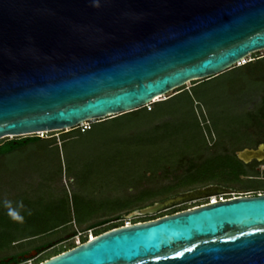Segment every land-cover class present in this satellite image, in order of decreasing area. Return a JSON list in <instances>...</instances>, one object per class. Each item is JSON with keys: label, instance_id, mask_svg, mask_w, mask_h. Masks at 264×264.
Returning <instances> with one entry per match:
<instances>
[{"label": "water", "instance_id": "obj_1", "mask_svg": "<svg viewBox=\"0 0 264 264\" xmlns=\"http://www.w3.org/2000/svg\"><path fill=\"white\" fill-rule=\"evenodd\" d=\"M260 50L264 0H0V139L136 110ZM223 191L195 187L125 217ZM37 264H264V195L114 227Z\"/></svg>", "mask_w": 264, "mask_h": 264}, {"label": "rangeland", "instance_id": "obj_2", "mask_svg": "<svg viewBox=\"0 0 264 264\" xmlns=\"http://www.w3.org/2000/svg\"><path fill=\"white\" fill-rule=\"evenodd\" d=\"M261 56H264L263 50L251 53L247 59ZM259 66L264 63L253 62L209 77L199 84L200 81H190L182 85L185 91L174 92L173 89L156 98L155 101L169 97L154 106V113L161 118L152 123L167 121L168 125L147 143L142 140L140 126L143 117L139 115L133 128L129 127L127 118L118 117L96 123L85 134L64 141L61 137H67L64 132L70 129L52 131L49 136H43H53L57 148L43 150L28 146L0 155V226L19 223L7 215L5 200L11 201L13 208L22 201L24 208L20 209V214L24 219L34 218L41 226L53 225L52 206L67 210L73 219L71 229L68 225L20 246L15 244L0 255L31 248L69 229L80 231L88 223L75 226L74 222L91 213L96 216L104 214L110 207L107 201L114 197L113 193L125 195L133 192L132 188L126 187L140 180L144 167L151 169L161 161L176 164L179 154L184 152L208 156L211 153L207 144L211 141H215L217 147L242 144L243 124L248 120L244 110L264 96V73L256 71ZM146 105L151 107L150 103ZM92 122L96 121L85 123ZM76 127L80 129L81 124ZM11 138L15 137H6ZM166 173L169 177L173 175ZM157 174L158 177L141 182L140 187L165 183L162 173L158 171ZM84 200L89 204L87 210L79 205ZM90 209L94 211L89 213ZM119 214L127 218L126 211ZM84 232L81 231L86 234ZM10 233L19 236L21 231ZM62 236L66 238L68 235L63 233ZM72 240L79 244L78 235Z\"/></svg>", "mask_w": 264, "mask_h": 264}, {"label": "trees", "instance_id": "obj_3", "mask_svg": "<svg viewBox=\"0 0 264 264\" xmlns=\"http://www.w3.org/2000/svg\"><path fill=\"white\" fill-rule=\"evenodd\" d=\"M260 61L264 63V60H248L240 65H235L234 67L226 71L233 70L239 67L249 65L253 62H260ZM256 71L257 73L260 72L264 73V66L257 67ZM208 79L209 78L202 80H195L192 82L194 83L196 81L197 82L200 81L197 83L199 84ZM182 88L183 86L180 88H176L174 89V92H177L179 90L185 91ZM168 98L169 97L150 103L151 107L149 105H146L136 110H132L130 112H125L104 120L89 123L88 128L83 130L78 129V127L72 128L64 132L68 136L61 137V141L71 138L75 135L85 134L86 132L90 131L92 129V126L96 123H100L109 119H115L118 117L127 118L129 120L128 121L129 127L133 128L135 124H137L136 117L140 115L143 117V123L140 126L143 134L142 140L144 141V143H147L153 137L158 135L159 131L165 129V127L168 125L167 121L152 123L154 120L161 118L158 117L159 114L154 113V106L158 103L165 101ZM257 104L264 105V96L260 98ZM146 107L148 108L146 109ZM130 129L131 128H129V130ZM51 133L52 132L46 133L45 135L49 136ZM28 146H32L35 148L36 147L42 148L43 150L49 149L50 147L53 146L57 148L53 136L39 137L37 135L32 134L27 136H19L11 139H6V138L0 139V155L7 154L18 149L20 150ZM230 167H231V158L228 157V155L225 154L220 155L216 152L208 156H203L202 153L186 154L184 152L179 154L176 164L174 163L170 165L164 161H161L160 163H158V165L154 166L151 169L144 167L141 171L140 180H138L136 184H131L126 187V188H132L133 192H128L126 194L124 193L125 195L123 194L120 195V193L115 192V194L113 193L112 195L114 197L110 198L107 201L110 207L109 209H106L104 211V214L96 216L94 213H91V211L93 212L94 210L90 209L89 213L91 214H89L84 218H80L78 221H75L74 222L75 226H81L85 223H88L80 231L70 230L72 228L71 221L73 219H71L68 216V213H66L67 210L63 209L62 211H64V213H61L62 211L58 208V206H52L50 208L51 215L53 216V220H54L53 225H51L50 227L39 225L34 218L24 219L23 223L14 224L11 226L5 225L4 227H2L3 224H1L2 226H0V252L8 251L15 244H19L18 246H20V244L33 241L37 237H41L45 234H51V232H54L55 230L60 228H64L65 226L69 225L71 227L68 231L63 232L66 233V235H68L66 238H63L62 236L63 233H61L57 237L50 239L48 241L41 242L40 244L35 245L31 248L22 251L13 252L10 254L0 255V264H10L12 262H18L22 259L24 254H27L30 251H35L38 253L35 263L37 264L42 260L47 259L48 257H51L55 254H58L62 251H65L75 246L76 244H74L72 237L76 236L77 233H80L78 234V236H79V243H81L86 240L85 234L81 233V231L90 229L92 230V233L94 235H97L108 229L117 227L121 225V221L119 219L124 217L121 216V214H119L120 212L126 211V213H128L134 209L149 205L154 201L166 198L181 190L209 183L213 180L218 179L219 176H222L223 174L225 175L226 170L229 169ZM158 171L162 173L161 176H163V178L166 180L165 183L154 184L151 186L146 185L140 187L141 182L146 183L152 180L153 178L158 177L159 175L157 174ZM166 172H171L173 173V175L169 177ZM121 197L122 199H120ZM79 205L81 209L84 210L89 209L88 208L89 204L87 200L81 201ZM184 207L185 205L174 206L172 208L166 209L162 212H158L153 215L136 216L131 218V220L132 222L147 221L162 215L171 214L175 211L184 209ZM9 227L11 228L10 230ZM26 229L29 230L26 231ZM18 230L21 231L19 236L11 235L10 231H18Z\"/></svg>", "mask_w": 264, "mask_h": 264}, {"label": "flooded vegetation", "instance_id": "obj_4", "mask_svg": "<svg viewBox=\"0 0 264 264\" xmlns=\"http://www.w3.org/2000/svg\"><path fill=\"white\" fill-rule=\"evenodd\" d=\"M249 60H264V57H253ZM244 111L248 120L243 124L242 144L230 148L224 144L217 147L215 141L207 144L209 153L216 152L220 155H228L231 158V167L226 170L225 175L223 174L218 179L200 186L213 185L219 189H226V191L248 192L250 196L264 195V105L255 104ZM245 150L257 152L250 155L244 153ZM195 187L199 186L179 192ZM182 205L185 204L176 206ZM25 255L28 257H24ZM24 256L20 261L12 263L19 264L25 260H30L31 264H35L38 253L30 251Z\"/></svg>", "mask_w": 264, "mask_h": 264}, {"label": "built area", "instance_id": "obj_5", "mask_svg": "<svg viewBox=\"0 0 264 264\" xmlns=\"http://www.w3.org/2000/svg\"><path fill=\"white\" fill-rule=\"evenodd\" d=\"M246 60L248 61L247 58L241 60L240 62L237 63V65H240V64L244 63ZM79 124H81L80 130L88 128V124H86L85 122H82V123H79ZM46 133L47 132H44V131H37V132H35L33 134L37 135L39 137H43ZM243 196H250V194L248 192H237V191H226V192H219V193H215V194H210V195H207V196H204V197H201V198H197V199H193V200L181 203V204H185L184 209L175 211L173 213H176V212H179V211H183V210H187V209H192V208L199 207V206H202V205H205V204H209V203H212V202H216V201H221V200H226V199H231V198H237V197H243ZM181 204H179V205H181ZM172 207H174V206H172ZM172 207H169V208H172ZM169 208H166V209H169ZM166 209H164V210H166ZM164 210H161L159 212H162ZM156 213H158V212H156ZM156 213H154V214H156ZM173 213H171V214H173ZM151 215H153V214H151ZM162 216H165V215H162ZM162 216H159V217H162ZM159 217H156V218H153V219H157ZM153 219H150V220H153ZM119 220L121 221V225H119V226H127V225H130V224H133V223L143 222V221L132 222L131 218H121ZM91 232L92 231L90 229L85 230L84 233H86L85 234L86 235V240L91 239L92 237L96 236V235H94ZM78 234H80V233H77L76 235H78ZM10 264H15V263H10ZM19 264H31V263H30V260H25V261H23V262H21Z\"/></svg>", "mask_w": 264, "mask_h": 264}, {"label": "clouds", "instance_id": "obj_6", "mask_svg": "<svg viewBox=\"0 0 264 264\" xmlns=\"http://www.w3.org/2000/svg\"><path fill=\"white\" fill-rule=\"evenodd\" d=\"M5 208L8 210L7 215L15 222L23 223L24 216L20 214V209L24 208L23 202L20 201L17 203L16 208H13L12 202L5 200L4 202ZM28 215H31V210H28Z\"/></svg>", "mask_w": 264, "mask_h": 264}, {"label": "bare ground", "instance_id": "obj_7", "mask_svg": "<svg viewBox=\"0 0 264 264\" xmlns=\"http://www.w3.org/2000/svg\"><path fill=\"white\" fill-rule=\"evenodd\" d=\"M155 99H156V98H155ZM155 99H154V100H155Z\"/></svg>", "mask_w": 264, "mask_h": 264}]
</instances>
